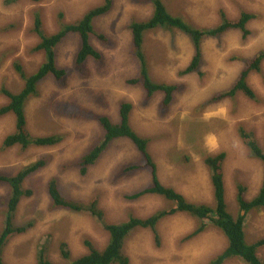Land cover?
<instances>
[{
    "label": "rangeland",
    "instance_id": "1",
    "mask_svg": "<svg viewBox=\"0 0 264 264\" xmlns=\"http://www.w3.org/2000/svg\"><path fill=\"white\" fill-rule=\"evenodd\" d=\"M164 1L170 13L182 14L201 27L217 24L221 11L229 18L237 17L243 10L255 13L256 17L248 23L249 34L245 37L240 31H228L218 39L204 40L203 62L198 72H182L193 54L185 34L163 27L147 32L144 51L152 78L178 86L165 108L161 104L162 93L147 98L141 85L128 83L129 79L138 77L129 26L132 21L150 16V2L113 0L110 11L94 21L96 32L105 40L99 41L94 36L90 40L100 51L101 60L89 58L81 71L75 67V54L80 45L78 36H66L56 47L55 55L57 65L67 69L66 76L60 83L46 77L38 86V94L25 106L32 136L59 133L64 139L55 146L21 149L15 145L2 149L3 137L14 129V118L10 114L0 118V174L12 175L24 165L48 157L45 166L24 182V187L32 189V194L19 201L15 223L28 227L8 240L2 252L5 263L35 264L36 251L44 245L45 255L51 261L67 264L70 260L63 258L59 248L62 242L73 256L70 259L87 253L85 240L97 249L106 245L107 232L89 213L53 205L46 189L51 178L56 179L66 198L84 202L97 196L105 221L110 223L130 216L147 217L172 205L153 194L135 199L128 197L149 184L150 171L145 167L123 171L128 165L142 162L127 139L114 140L85 175H80L73 165L101 139L102 132L94 115L106 114L116 121L118 104L122 101L132 104L131 127L149 139L147 148L163 185L178 191L190 202L212 205L209 171L203 157L224 151L222 178L228 209L238 210L237 182L246 186V199L251 200L256 195L264 168L258 159L248 154L238 128L242 125L252 131L259 146L264 147V62L261 72H251L248 77L258 101L241 93L233 98L208 100L233 83L242 67L238 56L250 57L264 48V0ZM102 2L0 0V89L17 92L22 86L13 62L19 61L24 70L31 73L43 61L42 53L32 51L39 40L32 32L36 13L42 18L44 31L50 34L59 28L60 21L73 22ZM5 102V96L0 94V105ZM203 103L205 105L201 106ZM8 195V185L0 182V228ZM196 223V219L185 213L164 217L157 224L158 246L150 229L138 228L126 238L123 252L130 264H206L222 250L225 238L209 228L181 242ZM245 231L248 243L264 236V209L245 215ZM258 254L264 262V247ZM225 264L245 263L232 259Z\"/></svg>",
    "mask_w": 264,
    "mask_h": 264
},
{
    "label": "trees",
    "instance_id": "2",
    "mask_svg": "<svg viewBox=\"0 0 264 264\" xmlns=\"http://www.w3.org/2000/svg\"><path fill=\"white\" fill-rule=\"evenodd\" d=\"M17 1V0H13ZM38 2L40 0H32ZM152 6L150 16L145 20H135L130 23L131 47L137 60L138 77L128 80L130 84L141 85L146 97L151 98L155 93H162V107H167L178 89L176 84L155 81L150 74V66L144 51L145 34L159 27L176 29L185 34L192 45L193 54L189 64L182 70L183 73L198 72L202 65V44L206 39H218L228 31H240L242 37L249 34L247 27L256 14L247 10L235 18H229L221 11L219 22L210 27H201L189 20L182 14L174 15L169 12L164 0H146ZM113 0H103L99 5L86 10L81 17L73 22L60 21L59 28L53 33H46L43 29V21L40 14L36 13L32 22V32L38 37V42L32 51L42 53L43 61L37 68L27 73L19 61L13 62V68L22 79L23 83L17 92H12L4 87L0 94L4 95L6 102L0 105V118L10 114L14 118V129L6 134L1 141V148L8 149L19 145L21 149L30 146H55L59 144L64 135L59 133L32 136L28 126L25 106L30 98L38 94L39 84L48 76L60 83L67 74V69L56 63V47L68 35L75 34L79 39V48L75 54V67L82 70L84 63L89 59L101 60V53L91 43V37L105 40L104 36L96 32L94 21L108 13ZM62 18V14H59ZM242 67L233 83L221 93H215L209 98V102L224 98H233L241 93L250 100L258 101L254 90L248 84L251 72H261V64L264 62V48L258 50L250 57L238 56ZM205 103L201 104L204 106ZM132 104L122 101L118 104L117 116L114 121L106 114H95L96 123L99 125L102 135L99 142L89 148L73 163L80 175H85L101 157L103 152L116 139L124 138L130 141L141 156V163L131 164L124 167V172H131L142 168L149 169L150 182L143 189L129 195L130 199L153 194L171 202L168 209H159L147 217L130 216L128 219L110 223L105 221L104 213L98 205V197L93 196L87 201H76L63 196L58 188L55 178L47 183V192L54 206L68 208L73 211L89 213L98 224L107 232V242L103 249L97 250L90 241L84 242L87 253L74 259H70L66 243L59 244L61 254L67 264H130L129 257L123 252L125 240L138 228L150 229L153 233L154 242L158 246L160 237L157 230L158 222L168 216L177 213H185L196 219L197 223L193 231L181 242H186L205 230L211 228L219 231L225 238V245L221 251L212 256L206 264H225L232 259L241 260L245 264H264L259 257V249L264 247V236L258 237L253 242L246 241L245 215L257 209H264V176L261 180L256 195L248 200L245 198L246 186L236 183L235 201L237 211H230L226 202L224 179L222 178V166L226 154L220 151L214 154H205L203 163L209 171V181L212 190V205L205 203H193L173 188L163 185L156 172V164L148 151L149 139L138 134L131 127L130 113ZM238 134L248 154L258 159L264 168V147H260L254 133L239 125ZM209 155V156H208ZM48 157H40L23 167L12 175L0 174V182L9 187V195L5 201L4 222L0 228V264H7L2 258V252L8 240L16 234L22 233L28 225L20 226L15 223V211L21 198L32 194V189L25 188L24 182L31 175L45 166ZM186 161H189L186 160ZM244 214H243V213ZM90 247V248H89ZM94 248V249H93ZM46 246L42 245L36 251L35 264H59L51 261L45 255Z\"/></svg>",
    "mask_w": 264,
    "mask_h": 264
},
{
    "label": "bare ground",
    "instance_id": "3",
    "mask_svg": "<svg viewBox=\"0 0 264 264\" xmlns=\"http://www.w3.org/2000/svg\"><path fill=\"white\" fill-rule=\"evenodd\" d=\"M219 91V90H218ZM151 97H152V95H151ZM128 196V195H127ZM246 228H247V226H246ZM84 241V240H83ZM86 241V240H85ZM86 243V242H85ZM91 246H93V245H91ZM90 248V247H89ZM96 248V247H95ZM78 249V248H77ZM94 249V248H93ZM97 249V248H96ZM101 249V248H100ZM99 249V250H100ZM82 250V249H81ZM98 250V249H97ZM78 251H80V250H78ZM85 251V250H84ZM83 252V251H82ZM71 254V253H70ZM78 255V254H77ZM73 257V256H72ZM72 257H70V258H72ZM75 257V256H74Z\"/></svg>",
    "mask_w": 264,
    "mask_h": 264
},
{
    "label": "clouds",
    "instance_id": "4",
    "mask_svg": "<svg viewBox=\"0 0 264 264\" xmlns=\"http://www.w3.org/2000/svg\"><path fill=\"white\" fill-rule=\"evenodd\" d=\"M23 82V81H22Z\"/></svg>",
    "mask_w": 264,
    "mask_h": 264
},
{
    "label": "water",
    "instance_id": "5",
    "mask_svg": "<svg viewBox=\"0 0 264 264\" xmlns=\"http://www.w3.org/2000/svg\"><path fill=\"white\" fill-rule=\"evenodd\" d=\"M243 213V212H242Z\"/></svg>",
    "mask_w": 264,
    "mask_h": 264
}]
</instances>
